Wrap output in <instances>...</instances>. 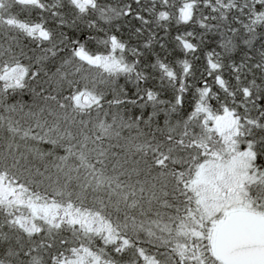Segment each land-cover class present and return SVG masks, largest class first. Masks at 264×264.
<instances>
[{"label": "snow or ice", "instance_id": "1", "mask_svg": "<svg viewBox=\"0 0 264 264\" xmlns=\"http://www.w3.org/2000/svg\"><path fill=\"white\" fill-rule=\"evenodd\" d=\"M0 264H264V0H0Z\"/></svg>", "mask_w": 264, "mask_h": 264}]
</instances>
